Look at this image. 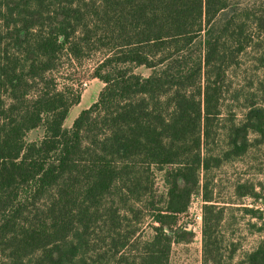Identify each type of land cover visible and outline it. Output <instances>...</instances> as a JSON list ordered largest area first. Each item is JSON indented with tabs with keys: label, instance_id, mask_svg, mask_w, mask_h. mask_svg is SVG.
Wrapping results in <instances>:
<instances>
[{
	"label": "trees",
	"instance_id": "trees-1",
	"mask_svg": "<svg viewBox=\"0 0 264 264\" xmlns=\"http://www.w3.org/2000/svg\"><path fill=\"white\" fill-rule=\"evenodd\" d=\"M230 1L0 0V264H169L197 194L201 264L232 260L210 175L264 144V88L228 76L250 51L264 73V12ZM90 62L103 87L65 128ZM240 264H264V236Z\"/></svg>",
	"mask_w": 264,
	"mask_h": 264
},
{
	"label": "rangeland",
	"instance_id": "rangeland-1",
	"mask_svg": "<svg viewBox=\"0 0 264 264\" xmlns=\"http://www.w3.org/2000/svg\"><path fill=\"white\" fill-rule=\"evenodd\" d=\"M253 9L256 14L264 12V0H231L228 9L223 13L227 15L233 10ZM221 15L220 17L224 16ZM220 20V19H219ZM253 52H247L240 58V65L231 70L228 74L231 82V89L253 92L256 88H264V73L256 70L252 63ZM92 62L77 72V77L83 85V98L86 95L96 92V87L91 82ZM134 73L144 78L150 76L152 71L144 67L134 69ZM75 106L70 110V116L64 123L65 128H70L71 118L81 106ZM235 103L232 107L233 114L241 118V112ZM43 130L41 128L30 131L26 137L28 143L36 142L41 139ZM214 182L212 187L219 202L233 203L231 210L227 212L226 222L223 225L222 233L225 243L228 244V254L234 249L233 258L226 261V264H240L242 255L252 250L257 242L264 236V144L257 148H252L242 159L228 163L221 169L215 170L210 175ZM203 178V177H201ZM238 184H248L255 188V192L260 194L258 200L246 197L239 199L233 194V188ZM199 202V201H198ZM239 203L242 205H234ZM201 204L195 201L189 203L187 213L181 217L183 226H192L194 239L188 245H175L171 251L169 264H201V227L202 215L200 212V225L196 217ZM240 207L251 208L256 212V216L251 217L244 214ZM150 231L145 229L144 236H149ZM227 252V251H226Z\"/></svg>",
	"mask_w": 264,
	"mask_h": 264
},
{
	"label": "crops",
	"instance_id": "crops-1",
	"mask_svg": "<svg viewBox=\"0 0 264 264\" xmlns=\"http://www.w3.org/2000/svg\"><path fill=\"white\" fill-rule=\"evenodd\" d=\"M91 82L94 83L93 86L96 87V92L93 93V94H88V95H86L85 99L83 98V95L81 96L80 103H79L77 106L80 107V105H81L82 103H84V102H85V104H83V106H81V108H79V109L77 110V112L75 113V115H73V117L71 118V125H72L74 119L78 116V114H79L81 111H83V110H85V109H88V108H89L93 103H95L96 100H97L98 94H99V92L101 91V89H102V87H103V84H102L101 82H99L98 80H96V79H92ZM70 113H71V112H69V114H68V116H67V118H66V120H65V124H66V121L68 120V117L70 116Z\"/></svg>",
	"mask_w": 264,
	"mask_h": 264
},
{
	"label": "built area",
	"instance_id": "built-area-1",
	"mask_svg": "<svg viewBox=\"0 0 264 264\" xmlns=\"http://www.w3.org/2000/svg\"><path fill=\"white\" fill-rule=\"evenodd\" d=\"M84 85V84H83ZM155 189L159 192V193H162V192H165V185H164V182L162 180V177H161V174H156V178H155ZM196 202L197 204H201L203 205V201H202V198H201V195L197 194V195H194L192 196L191 198V201H190V204H193V202ZM199 201V202H198ZM202 208V206H201ZM200 211L198 212V215L196 217V220L198 221V228H199V225H200V219H201V216H200ZM188 230H192V226H188L187 227ZM194 232V231H193Z\"/></svg>",
	"mask_w": 264,
	"mask_h": 264
}]
</instances>
